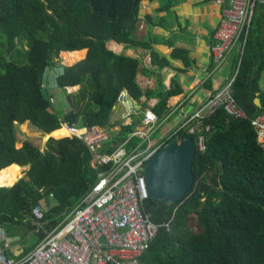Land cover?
Segmentation results:
<instances>
[{
    "label": "trees",
    "instance_id": "1",
    "mask_svg": "<svg viewBox=\"0 0 264 264\" xmlns=\"http://www.w3.org/2000/svg\"><path fill=\"white\" fill-rule=\"evenodd\" d=\"M141 2L0 0V176L14 166L29 167L13 186L0 187V226L10 239L15 235L11 228L24 232V252L17 259L62 225L96 185L98 163L86 143L67 135L64 123L105 127L109 139L101 149L111 153L144 118L133 115L131 123L121 122L118 135L113 133L119 124L113 121L114 107L123 92L135 101L160 99L153 110L163 121L183 95L177 79L170 90L163 85L142 90L140 60L107 48L111 41L127 49L150 48L135 35ZM81 51H87L86 59L61 67L56 80L69 104L62 114L54 108V96L45 92V74L58 66L62 53ZM235 56L233 96L248 119L230 116L222 107L203 119L207 149L194 159L192 189L177 203L152 197L146 203L156 224L171 223L169 229L161 227L140 264H264V149L250 121L264 114V4L256 8L244 55L238 51ZM153 64L160 70L171 66L157 52ZM27 122L57 139L50 137L44 151L30 140L21 142L15 124L30 126ZM186 135L184 129L172 130L164 143ZM139 142L134 139L128 151ZM52 195L57 204L37 221L32 209Z\"/></svg>",
    "mask_w": 264,
    "mask_h": 264
},
{
    "label": "built area",
    "instance_id": "2",
    "mask_svg": "<svg viewBox=\"0 0 264 264\" xmlns=\"http://www.w3.org/2000/svg\"><path fill=\"white\" fill-rule=\"evenodd\" d=\"M229 3L215 32L212 61L217 67L226 62L234 49H239L244 55L256 8L258 4H264V0H229ZM53 71H46L45 88L46 78ZM233 82L230 79L224 87L210 94L174 129L186 130L188 136L193 137L197 152L207 149L202 124L205 117L222 107L230 116L248 119L233 96ZM122 95L119 102L125 103ZM141 117H144L141 124L126 140L114 146L111 153H104L101 149L109 139L105 127L63 124L68 136L77 137L87 144L98 163L100 171L96 185L82 205L23 259L11 255L14 244L6 229L0 226V264H140L150 252L161 227L169 229L171 223L156 224L146 210L151 197L145 177L147 162L166 146L164 140L167 136H162L154 145L152 132L164 121L153 109L146 110ZM250 121L257 132L258 144L264 149V114ZM134 139L140 142L128 151ZM50 198L55 199L54 195ZM47 209L35 206L32 209L34 219L42 220Z\"/></svg>",
    "mask_w": 264,
    "mask_h": 264
},
{
    "label": "crops",
    "instance_id": "3",
    "mask_svg": "<svg viewBox=\"0 0 264 264\" xmlns=\"http://www.w3.org/2000/svg\"><path fill=\"white\" fill-rule=\"evenodd\" d=\"M229 5V0H142L135 35L150 45V48L127 49L124 44L114 41L107 44L108 50L116 55L140 60L137 82L142 90L157 91L161 85L164 86V90H170L173 88L174 79L180 83L183 95L176 99L174 112L158 126L163 137L174 130L186 115L196 111L210 94L224 87L231 79L233 63L237 56H234V59L230 57L233 54L237 55L238 49H234L226 62L219 67L212 61L215 32ZM154 52L167 58L171 66L163 70L155 66ZM174 53L177 54V58L173 57ZM68 54L81 55V58L71 66L84 61L87 57V51ZM52 73L46 78V89L50 93L59 91L56 80L60 75L53 76ZM78 90L79 88H76V91ZM58 93L61 97V91ZM54 100L56 106L61 99ZM65 100L67 102L66 98ZM122 100L125 103L120 101L114 107L113 121L119 122L112 128L115 135L120 132L121 122L131 123L133 115L138 118L144 116L146 106L148 109H154L160 102L158 98L149 100L146 97L135 101L126 91L123 92ZM56 108L65 114L69 104L67 102L66 106V103L61 102ZM129 113L131 115H128ZM17 244L21 247L16 252L20 257L24 252V245L16 243L13 247Z\"/></svg>",
    "mask_w": 264,
    "mask_h": 264
},
{
    "label": "water",
    "instance_id": "4",
    "mask_svg": "<svg viewBox=\"0 0 264 264\" xmlns=\"http://www.w3.org/2000/svg\"><path fill=\"white\" fill-rule=\"evenodd\" d=\"M256 104L260 107V99H256ZM196 155L195 141L188 135L184 139L175 136L168 145L159 149L148 160L145 171L150 196L158 201H181L195 182L193 164ZM20 248L19 244L12 248L11 254L15 258L19 257L16 252Z\"/></svg>",
    "mask_w": 264,
    "mask_h": 264
},
{
    "label": "rangeland",
    "instance_id": "5",
    "mask_svg": "<svg viewBox=\"0 0 264 264\" xmlns=\"http://www.w3.org/2000/svg\"><path fill=\"white\" fill-rule=\"evenodd\" d=\"M239 51V49H238ZM234 54L231 55L230 59H234ZM62 55L60 56L59 60H57V67L54 69L52 75L55 76L56 75H60L62 73V68L61 67H72L71 65H67L64 60L62 61ZM261 87L262 89H264V78L262 79L261 81ZM69 93H73V92H77L76 89H69L67 90ZM47 92L50 96H54V99H56L57 101L59 99V102L56 103V106L59 107L60 106V103L63 102V103H66V106H67V102L65 100V94L64 92L61 93V97L59 95V91H52V93H50V91H45ZM62 97H64V99H62ZM56 106H54L55 109ZM64 111V110H63ZM63 114V112H62ZM30 126H28L27 124L26 125H19V124H15V133H16V136H17V139H19L21 142L22 141H25V140H30L32 141L41 151H44L46 149V147H48V142H49V139L50 137H52V139H57V137L55 136H52L50 135V133H45L44 131L42 130H36L35 129V126H33L31 123L27 122ZM119 129H121V125L119 126ZM45 134L47 136H45ZM163 135L161 134V131L160 129L157 127L154 129V131L152 132V142L154 145H157L158 141L161 139ZM63 137V136H62ZM58 139H61V137H58ZM21 146V144H20ZM22 173L20 176H24L26 171L29 169V167H24L22 168ZM10 170V169H9ZM9 170L7 172H5L3 175L0 176V180H7L11 177V175H9ZM20 178V177H19ZM18 178V180H19ZM17 180V181H18ZM57 204V201L55 199H52V198H47L46 200L42 201L40 206L42 207H47V208H52L54 207L55 205ZM13 229V232H14V240H12V242L14 241H17V243L21 242L20 244H22V240H21V236L22 234L24 233L23 230H20L19 228L17 227H13L11 228ZM195 229H196V226H195Z\"/></svg>",
    "mask_w": 264,
    "mask_h": 264
},
{
    "label": "bare ground",
    "instance_id": "6",
    "mask_svg": "<svg viewBox=\"0 0 264 264\" xmlns=\"http://www.w3.org/2000/svg\"><path fill=\"white\" fill-rule=\"evenodd\" d=\"M81 58V55L79 54H62V59L67 65H73L76 63V60H79ZM62 60V61H63ZM22 168L18 166H14L9 170V175L11 177L7 180H0V187H6V186H12L14 185L18 178L20 177L22 173ZM22 177V176H21Z\"/></svg>",
    "mask_w": 264,
    "mask_h": 264
}]
</instances>
